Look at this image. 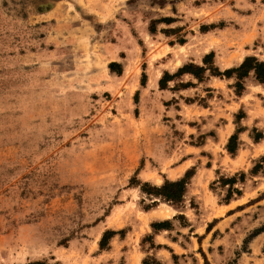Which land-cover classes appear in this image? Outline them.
Masks as SVG:
<instances>
[{"label":"rangeland","instance_id":"374dc122","mask_svg":"<svg viewBox=\"0 0 264 264\" xmlns=\"http://www.w3.org/2000/svg\"><path fill=\"white\" fill-rule=\"evenodd\" d=\"M210 52L264 61V0H0V264H264V83L159 85ZM185 167L210 173L178 206L137 186Z\"/></svg>","mask_w":264,"mask_h":264},{"label":"trees","instance_id":"16d2710c","mask_svg":"<svg viewBox=\"0 0 264 264\" xmlns=\"http://www.w3.org/2000/svg\"><path fill=\"white\" fill-rule=\"evenodd\" d=\"M214 57L215 54L214 52H210L205 55L203 62L204 66L198 65V64H186L182 67L179 68V70L175 74H170L169 72H165L163 77L159 81V85L161 89L167 88L168 82L178 76H181L186 73H190L194 75L199 81H202L205 79L206 72L210 70V74L213 76H218V77H233L235 76L237 79L236 83V94L241 95L242 92L245 89L244 82L243 80L250 75H253L254 78L259 81L260 83H264V61L260 60L257 56L254 55H248L245 57L243 62L238 66V67H233L226 69L224 71H221L217 66L214 65ZM118 65L116 62H112L110 64V68L113 71H117L114 69V66ZM144 83V81L142 82ZM187 85V84H185ZM245 114H240L237 115V117H244ZM240 129L236 130L235 133H233L226 145L227 150L231 154H235L236 151L239 148L238 142H239V133ZM264 138L263 134H257L254 138L256 142H258L260 139ZM264 161L263 159H261ZM261 164L258 163L256 164L252 170L251 173L255 174L259 168H261ZM195 170H188L185 175L182 178L176 179V180H171L166 178L164 183L160 186H153L149 182L146 183H141L140 181L137 182V186H141L142 192L146 193L149 196H152V199L159 198L160 200H164L167 202H170L176 206L180 205L187 192V185L189 183V180L191 177L194 175ZM246 174L244 172L241 173V180H245ZM237 175L231 177V178H225L223 180V184H231V187L229 189V195L226 198L227 201L230 200L233 192H237L238 194H241L240 189H235L233 188L234 184L237 182ZM157 203V200H154L152 202V205L154 206ZM171 222L168 220L164 221H159V222H153L152 227L155 231H159L161 229L168 228ZM118 233H123V230L121 231H116V230H106L100 240V248L104 249L106 246L109 244V240L115 236ZM161 247V246H159ZM156 259V258H154ZM149 260L145 258L143 260V264H148ZM28 264H47L46 262L42 261H34V262H29Z\"/></svg>","mask_w":264,"mask_h":264},{"label":"crops","instance_id":"0c3cea01","mask_svg":"<svg viewBox=\"0 0 264 264\" xmlns=\"http://www.w3.org/2000/svg\"><path fill=\"white\" fill-rule=\"evenodd\" d=\"M222 81V79L221 78H219V81ZM236 96L237 97H241L242 96V94L241 95H237L236 94ZM254 109H256V111L257 110H259L260 108L258 107V102H255L254 103V108H251V109H249V111L247 112L248 114V116H252V117H261L263 114L261 113V111L259 110V114H257V115H255L254 114ZM231 129V132L229 133V134H227V136H226V140H223V134L228 130V129ZM243 131H241L240 132V134L242 133ZM233 133H235V130H234V128L232 127V125L229 123V122H225L224 124H222L220 127H218L217 128V130H216V132H215V137H214V140H221V142H226V141H228L229 140V138H230V136L233 134ZM211 138H213V136L211 137ZM259 142V141H258ZM257 142V144H260V143H258ZM228 143V142H227ZM10 157V156H9ZM5 160H8V156H2L1 158H0V163L1 162H3V161H5ZM182 165V164H181ZM187 169V167H185L183 170H181L180 172H179V169L177 168V169H175V171L177 172V174H179L178 176H180V177H182V175L184 174V172H185V170ZM205 172H207V173H210L209 172V170L207 169H202L201 171H199L198 173L196 172V173H194V175H193V177H191L192 179H193V182L194 181H197V180H199L202 176H204V175H206V174H204ZM177 176V177H178ZM195 176V177H194ZM179 177V178H180ZM178 178V179H179ZM191 179V180H192ZM173 180V179H172ZM175 180V179H174ZM190 185V181H189V183H188V185L187 186H189ZM264 234V231L262 232V233H260L259 235H263Z\"/></svg>","mask_w":264,"mask_h":264},{"label":"bare ground","instance_id":"6f19581e","mask_svg":"<svg viewBox=\"0 0 264 264\" xmlns=\"http://www.w3.org/2000/svg\"><path fill=\"white\" fill-rule=\"evenodd\" d=\"M229 132V131H228ZM226 137V136H225ZM163 211V210H162Z\"/></svg>","mask_w":264,"mask_h":264}]
</instances>
